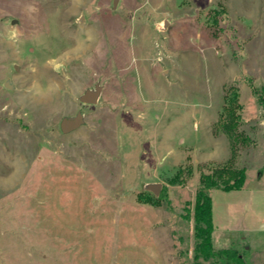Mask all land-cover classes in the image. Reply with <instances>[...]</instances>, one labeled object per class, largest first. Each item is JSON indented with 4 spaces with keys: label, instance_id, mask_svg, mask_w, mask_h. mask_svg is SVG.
<instances>
[{
    "label": "rangeland",
    "instance_id": "obj_1",
    "mask_svg": "<svg viewBox=\"0 0 264 264\" xmlns=\"http://www.w3.org/2000/svg\"><path fill=\"white\" fill-rule=\"evenodd\" d=\"M230 87L255 143L212 239L264 264V0H0V264H212L181 215L232 157Z\"/></svg>",
    "mask_w": 264,
    "mask_h": 264
},
{
    "label": "trees",
    "instance_id": "obj_2",
    "mask_svg": "<svg viewBox=\"0 0 264 264\" xmlns=\"http://www.w3.org/2000/svg\"><path fill=\"white\" fill-rule=\"evenodd\" d=\"M254 93L258 96L259 103L264 104V90L255 89ZM241 111L240 92L237 88L230 87L225 93L221 121L224 123L225 133L230 142L232 157L209 173L201 172L194 203L189 202L181 215L183 220L193 223L194 259L196 261L201 258L212 264H248L245 252L233 247L215 248L212 239L214 232L212 192L214 190L229 192L243 188L247 173L245 168L237 166V159L246 147L255 143L243 129ZM177 180L174 179L172 183ZM144 192L156 196L151 191L144 190Z\"/></svg>",
    "mask_w": 264,
    "mask_h": 264
},
{
    "label": "water",
    "instance_id": "obj_3",
    "mask_svg": "<svg viewBox=\"0 0 264 264\" xmlns=\"http://www.w3.org/2000/svg\"><path fill=\"white\" fill-rule=\"evenodd\" d=\"M9 81L5 83V87L8 89H12V86L10 85ZM101 94V90L99 87L95 88V91H87L85 95L81 98L82 103H91L94 104L99 95ZM83 115L81 113L77 114L75 117H67L64 118L60 123V129L64 134L70 133L77 128H79L81 125H83ZM161 184H148L145 186V190L153 192L156 196L160 195L161 192Z\"/></svg>",
    "mask_w": 264,
    "mask_h": 264
}]
</instances>
